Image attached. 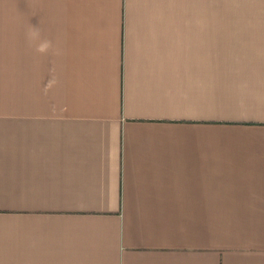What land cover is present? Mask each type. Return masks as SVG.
<instances>
[{
    "label": "crops",
    "instance_id": "obj_1",
    "mask_svg": "<svg viewBox=\"0 0 264 264\" xmlns=\"http://www.w3.org/2000/svg\"><path fill=\"white\" fill-rule=\"evenodd\" d=\"M0 264H264V0H0Z\"/></svg>",
    "mask_w": 264,
    "mask_h": 264
},
{
    "label": "clouds",
    "instance_id": "obj_2",
    "mask_svg": "<svg viewBox=\"0 0 264 264\" xmlns=\"http://www.w3.org/2000/svg\"><path fill=\"white\" fill-rule=\"evenodd\" d=\"M27 37L30 42L38 41V43L35 44V50L38 53H46L53 47L52 41L50 39L41 38V32L38 28L34 27L33 29H31L28 32Z\"/></svg>",
    "mask_w": 264,
    "mask_h": 264
}]
</instances>
